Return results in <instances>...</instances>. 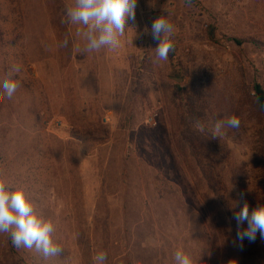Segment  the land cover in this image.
<instances>
[{"label":"rangeland","instance_id":"374dc122","mask_svg":"<svg viewBox=\"0 0 264 264\" xmlns=\"http://www.w3.org/2000/svg\"><path fill=\"white\" fill-rule=\"evenodd\" d=\"M73 3L0 0V180L24 189L62 248L45 259L0 233V264H92L100 251L107 264H175L181 248L242 264L234 213L263 196L264 115L251 98L264 86V0H138L120 47L91 54L67 22ZM161 15L175 49L154 66ZM5 79L18 83L11 99ZM195 100L202 133L185 117ZM232 116L239 128L210 138Z\"/></svg>","mask_w":264,"mask_h":264},{"label":"clouds","instance_id":"9594fccd","mask_svg":"<svg viewBox=\"0 0 264 264\" xmlns=\"http://www.w3.org/2000/svg\"><path fill=\"white\" fill-rule=\"evenodd\" d=\"M138 0H74L73 5L67 7V22L83 26L78 29L76 36L84 41V53L99 52L102 49L116 50L121 45V38L125 36L129 22L136 19ZM152 38L158 41L154 50L152 63L159 66L167 61L169 53L174 51V27L165 15L157 17L151 25ZM68 37L65 36L61 47H67ZM19 66L14 65L9 76L18 73ZM18 83L13 79H5L2 88L9 99L12 98ZM240 121L232 116L227 121L216 120L210 127L212 139L221 138L225 133V126L239 128ZM200 132L205 131V125L197 123ZM237 221V238L242 242L256 240L259 233L264 239V204L257 203L254 208L245 201L242 207L234 213ZM247 224L246 228H240ZM55 231L51 220L37 214L33 202L27 197L23 188L9 190L3 180H0V233H8L13 247L20 249H35L45 259L58 256L62 248L53 240ZM175 264H201V259L194 258L182 248L174 254ZM92 264H107V253L100 251L92 258ZM142 264V261H136Z\"/></svg>","mask_w":264,"mask_h":264},{"label":"trees","instance_id":"16d2710c","mask_svg":"<svg viewBox=\"0 0 264 264\" xmlns=\"http://www.w3.org/2000/svg\"><path fill=\"white\" fill-rule=\"evenodd\" d=\"M251 100L254 109L264 115V86L261 83H254ZM202 111V104H200V101L195 100L192 103V108H190L189 113L185 115L187 122L195 126L196 133H202L197 128V123H201V118L203 117ZM261 190L263 196L260 202L264 204V184ZM241 252L242 264H264V239L258 237L254 242H244Z\"/></svg>","mask_w":264,"mask_h":264},{"label":"water","instance_id":"95a60500","mask_svg":"<svg viewBox=\"0 0 264 264\" xmlns=\"http://www.w3.org/2000/svg\"><path fill=\"white\" fill-rule=\"evenodd\" d=\"M170 80L178 85H183L184 84V79H177V78H170Z\"/></svg>","mask_w":264,"mask_h":264},{"label":"built area","instance_id":"2783aa9c","mask_svg":"<svg viewBox=\"0 0 264 264\" xmlns=\"http://www.w3.org/2000/svg\"><path fill=\"white\" fill-rule=\"evenodd\" d=\"M104 121H105V123H107V124L110 123V122H111V117H110V115H106ZM152 121H153V119L150 120V122H152Z\"/></svg>","mask_w":264,"mask_h":264}]
</instances>
